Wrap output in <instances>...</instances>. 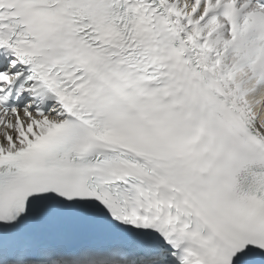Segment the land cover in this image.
<instances>
[{"label":"snow or ice","instance_id":"obj_1","mask_svg":"<svg viewBox=\"0 0 264 264\" xmlns=\"http://www.w3.org/2000/svg\"><path fill=\"white\" fill-rule=\"evenodd\" d=\"M0 264H264V0H0Z\"/></svg>","mask_w":264,"mask_h":264}]
</instances>
